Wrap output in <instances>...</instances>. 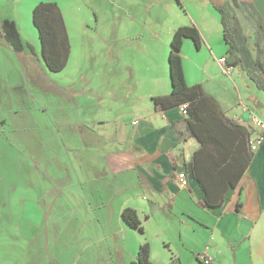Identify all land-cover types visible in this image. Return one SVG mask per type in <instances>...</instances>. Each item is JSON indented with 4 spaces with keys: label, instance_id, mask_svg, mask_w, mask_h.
I'll use <instances>...</instances> for the list:
<instances>
[{
    "label": "crops",
    "instance_id": "obj_1",
    "mask_svg": "<svg viewBox=\"0 0 264 264\" xmlns=\"http://www.w3.org/2000/svg\"><path fill=\"white\" fill-rule=\"evenodd\" d=\"M4 1L18 0H0V22L15 21L26 40L17 18L19 9L4 6ZM27 1L37 48L34 55L15 54L33 76L37 91L46 90L51 99L45 105L40 97L31 107L28 143L35 146L28 145L27 167L48 173L43 165L55 167V188L65 197L62 205L68 204L71 220L84 227L80 229L84 240L103 244L104 264H130L144 243L153 264H203L202 255L211 264H264V144L252 152L237 185L226 190L219 206L205 205V191L190 173L186 186L177 179L194 153L199 162L206 161L204 168L201 164L198 168L207 188L205 172L214 175L228 163L249 159V116L264 121V0H105L113 2L116 17L115 38L104 42H111L115 60L126 54V75L119 81L111 70L91 90L84 87L83 63L70 65L73 45L63 8L53 0ZM37 2L55 3L64 17L71 49L68 62L56 73L47 71L40 57L32 22ZM214 5L223 9L230 29L241 40V66L226 60L229 46ZM162 6L170 12L164 15ZM187 24L198 30L201 45L196 48L192 39L182 40L186 85H200L216 99L229 122L207 119L203 113L202 143L189 131L180 106L160 108L152 100L170 93V38L177 27ZM2 46L7 45L0 38ZM44 77L50 81L46 86ZM11 105L10 113L20 114ZM32 110L38 111L39 119ZM50 149H55L53 156ZM208 194L215 200L214 195L220 199L223 193L219 189ZM18 205L20 211L9 217L15 222L14 237L42 236L23 225L40 222L41 214L35 213L40 204L19 199ZM24 206L34 211L25 214ZM125 208L134 211L142 231L126 224L121 215ZM27 250L23 245L21 264H26ZM31 254L36 258V252ZM69 261L73 263L72 258ZM47 262L60 264L50 255Z\"/></svg>",
    "mask_w": 264,
    "mask_h": 264
},
{
    "label": "rangeland",
    "instance_id": "obj_2",
    "mask_svg": "<svg viewBox=\"0 0 264 264\" xmlns=\"http://www.w3.org/2000/svg\"><path fill=\"white\" fill-rule=\"evenodd\" d=\"M53 1H57L63 8L69 29L73 45L70 65L83 63L85 68L84 87L91 90L97 82L102 83L111 70L119 81L124 78L128 58L125 54L115 60L111 56L112 47L109 44L115 38L112 34L116 17L113 2L105 0ZM3 3L9 8L12 4V9H19L17 18L21 32L26 38L25 41L36 49L37 43H35V32L31 24L28 1L23 0L21 3L19 0L12 1V3L4 1ZM163 9L164 15L170 12L169 8L163 7ZM104 40L111 42H104ZM6 47H0V78L2 79L0 80V107L2 109L0 113V264H15V261L21 264L23 245L28 247L25 254L26 264H49L47 262L49 255L54 259L57 257L60 264H71L70 258H72V264H104V254L100 253L103 244L84 240L83 231H80L84 227L76 225L74 220H71L72 213L68 209L69 205L66 203L62 205L65 197L55 188V167L43 165V168L46 167L50 174L39 168L35 170L27 167L28 150H31L28 145L29 147L30 145L35 146L34 143H28L31 107L40 97L45 105H50L51 99L46 97L48 96L46 90L37 91V86H34L35 83L32 82L33 76L24 70L15 52ZM44 82V86L50 83L47 77H44ZM10 87H13V91L9 89ZM11 103L18 107L20 114L10 113ZM32 112L38 117L36 113L38 111L32 110ZM50 151H55V149H50ZM54 154V152L50 153L51 156ZM39 155L44 156L45 152L40 151ZM40 183L43 184L42 190H40ZM40 195L43 198L42 201L39 200ZM19 199H27L28 205L31 201L40 204L35 209L36 214H41L40 222L31 224L24 221L23 225L28 226L27 230L42 233V236H36L33 239L14 237L15 222L9 217L17 215L20 211L22 206L18 205ZM3 203L6 206H1ZM32 210V206H24L25 214H30ZM25 217L28 218L26 215ZM30 240L32 243L29 242ZM35 252L36 258L31 254ZM29 257L32 261L28 260Z\"/></svg>",
    "mask_w": 264,
    "mask_h": 264
},
{
    "label": "trees",
    "instance_id": "obj_3",
    "mask_svg": "<svg viewBox=\"0 0 264 264\" xmlns=\"http://www.w3.org/2000/svg\"><path fill=\"white\" fill-rule=\"evenodd\" d=\"M214 7L221 14L220 23L224 36L223 39L229 46V53L226 60L229 65L241 66L243 62L241 55V40L230 29L223 9L216 5H214ZM63 18L60 8L53 2H37L32 10V22L38 31L37 35L41 45L40 57L44 62L45 69L52 73L62 70L69 59L71 46ZM200 37L198 30L192 24L183 25L174 30L170 38V50L167 56V68L171 82V90L169 95L155 97L152 100L154 104L160 106V108H166L173 105L182 106L185 104L186 114L184 116L188 128L190 129L189 131L199 142L202 143L205 137L200 134L199 128L205 124V118L202 116L203 113L207 114V119H218L225 124H229V122L223 117L222 111L219 109V106L215 101L216 99L207 95L200 85H186L180 57L182 40L184 38H190L193 40L196 48H199L201 45ZM0 38L5 45L16 53L27 52L31 55L35 54L34 47L22 39L20 30L16 22L13 20L3 19L0 22ZM246 135L248 136V134ZM248 143L250 149V138ZM252 152L253 151L250 149L248 161L242 158L238 160V162L236 160L232 163H228L223 169L218 168L215 173L216 175H211L205 172V179L208 180L210 188H207V185H205L203 172L198 168L200 164L202 165V163L206 161L202 160L199 162L197 159V153H194L192 160L184 164L185 174L187 175L190 173L193 176L192 178L204 189V203L207 207H216L223 203V195L227 189L237 185L238 179L242 175L246 164L251 160ZM215 162L216 161L212 163L216 165ZM219 189H221L223 193L222 195H219L220 199H217V195H214L215 200H211L208 193L217 192ZM121 215L126 221V224L142 231V228L139 225L140 221L133 210L125 208ZM148 254V244H140L138 247V253L136 254V260L132 261L130 264H153L149 260ZM168 264L173 263L170 262Z\"/></svg>",
    "mask_w": 264,
    "mask_h": 264
},
{
    "label": "built area",
    "instance_id": "obj_4",
    "mask_svg": "<svg viewBox=\"0 0 264 264\" xmlns=\"http://www.w3.org/2000/svg\"><path fill=\"white\" fill-rule=\"evenodd\" d=\"M224 58H220L223 60ZM181 112L186 114V105L180 106ZM249 122L251 124L250 132V146L251 150L254 152L260 145L264 144V121L256 115L249 116ZM136 123V121H134ZM187 175L185 172L181 171L177 175V179L182 186L187 185ZM200 260L203 264H211L210 259L205 257V255L200 256Z\"/></svg>",
    "mask_w": 264,
    "mask_h": 264
}]
</instances>
